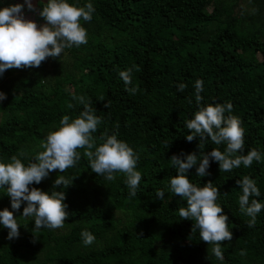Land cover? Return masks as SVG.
I'll return each instance as SVG.
<instances>
[{
    "label": "trees",
    "instance_id": "1",
    "mask_svg": "<svg viewBox=\"0 0 264 264\" xmlns=\"http://www.w3.org/2000/svg\"><path fill=\"white\" fill-rule=\"evenodd\" d=\"M87 2L69 0L77 6ZM91 2L92 20H81L86 44L46 58L39 67L8 69L0 77V91L6 94L0 102V161L23 152L27 163L62 116L75 117L82 110L72 95L83 96L101 118L94 141L99 143L105 132L118 133L139 156L137 194L128 195L123 174L109 182L91 172L84 150L78 149L80 161L62 173L73 177L64 189V226L34 230L32 221L20 217L22 204L13 213L21 225L19 237L9 240L8 230L0 228V264H221L211 245L192 231L194 222L180 219L178 209L186 202L167 192L159 200L155 192L166 190L175 174L169 162L173 154L198 150V138L185 140V122L196 110L197 79L204 81L201 103H231L230 114L244 129V153H264V0ZM15 3L0 0V7ZM37 19L45 23L38 12ZM127 68L133 69L135 94L118 76ZM179 83L187 85L183 92H177ZM217 147L223 151L225 145L209 140L204 151ZM208 172L197 177L193 167L188 178L218 187L217 203L233 233L230 241L221 242L223 264H264V210L249 228L236 184L244 176L253 179L260 190L256 199L264 202V159L231 172L219 171L218 163L210 161ZM59 174L51 172L30 187L47 192ZM4 208L11 211L10 198L0 190ZM85 229L96 237L89 246L80 237Z\"/></svg>",
    "mask_w": 264,
    "mask_h": 264
},
{
    "label": "clouds",
    "instance_id": "2",
    "mask_svg": "<svg viewBox=\"0 0 264 264\" xmlns=\"http://www.w3.org/2000/svg\"><path fill=\"white\" fill-rule=\"evenodd\" d=\"M36 4L37 7H34L31 0H23L22 3L0 7V77L8 69L39 67L46 58H59L65 49L88 42L81 20H92L95 8L91 0L84 6L69 3V0H47L46 3L36 0ZM25 11L38 12L45 23L38 26L36 22L25 19ZM118 76L126 86L125 90L135 94L138 88L133 84V69L120 70ZM203 84L201 79L194 83L196 110L185 122L188 130L185 140L191 142L198 138V150L189 153L181 151L169 158L175 174L169 177L166 190H156L155 197L164 200L167 192L186 202L178 209L180 219L194 222L192 231H198L200 240L211 245V253L223 264L221 242L230 241L233 233L228 227V215L217 203L220 192L212 181L202 186L190 182L189 170L195 167L197 177L208 176L210 161H213L218 163L219 171L231 172L241 165L248 168L254 161L261 162L264 153L256 149L244 153V129L241 120L230 114L231 103H201ZM186 87L184 83L177 84V92H183ZM5 99L6 94L0 91V102ZM72 99L83 106L82 110L75 117L62 116L53 130L40 141V150L27 163L24 162L23 152L12 155L7 162L0 161V190L10 198L11 208V211L8 208L0 210V228L8 230L9 240L19 237L21 225L13 213L19 211L22 204L20 217L32 221L34 230L64 226L68 218L64 189L72 183L73 177L66 178L62 173L80 161L81 152L78 149L84 150L83 155L87 157L91 172L109 182L114 181L117 174H123L128 195L135 197L137 194L142 179L141 172L137 170L139 156L126 141L118 139V133L105 132L100 142H95L93 134L101 124V118L85 97L72 95ZM209 140L217 146L225 145L224 150L217 147L205 152ZM56 170L61 174L56 176L51 190L46 192L30 187L40 184ZM236 184L241 193L238 197L239 209L249 217L247 226L252 228L258 214L264 210V202L256 199L260 190L248 176L237 179ZM80 237L85 246L93 244L96 239L86 229L81 231ZM240 255H245V252L241 251Z\"/></svg>",
    "mask_w": 264,
    "mask_h": 264
},
{
    "label": "flooded vegetation",
    "instance_id": "3",
    "mask_svg": "<svg viewBox=\"0 0 264 264\" xmlns=\"http://www.w3.org/2000/svg\"><path fill=\"white\" fill-rule=\"evenodd\" d=\"M16 3H18L16 1ZM35 7H37V4L35 5ZM24 17L25 19H28V20H33L34 22L37 23V25H41L43 24V22L41 23L38 19H37V12H29V11H25L24 12ZM40 22V23H39Z\"/></svg>",
    "mask_w": 264,
    "mask_h": 264
},
{
    "label": "water",
    "instance_id": "4",
    "mask_svg": "<svg viewBox=\"0 0 264 264\" xmlns=\"http://www.w3.org/2000/svg\"><path fill=\"white\" fill-rule=\"evenodd\" d=\"M18 3H22L23 2V0H16ZM31 2H32V4H33V6L35 7V5H36V0H31ZM44 2L46 3L47 2V0H44ZM33 21V20H32Z\"/></svg>",
    "mask_w": 264,
    "mask_h": 264
},
{
    "label": "rangeland",
    "instance_id": "5",
    "mask_svg": "<svg viewBox=\"0 0 264 264\" xmlns=\"http://www.w3.org/2000/svg\"><path fill=\"white\" fill-rule=\"evenodd\" d=\"M210 11H211V8H208V9H207V12L209 13ZM38 26H39V25H38ZM257 58H258L259 61H261V57H260L259 55H257Z\"/></svg>",
    "mask_w": 264,
    "mask_h": 264
}]
</instances>
